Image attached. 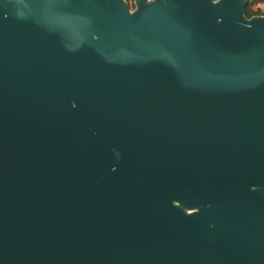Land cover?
I'll use <instances>...</instances> for the list:
<instances>
[{
	"label": "water",
	"instance_id": "1",
	"mask_svg": "<svg viewBox=\"0 0 264 264\" xmlns=\"http://www.w3.org/2000/svg\"><path fill=\"white\" fill-rule=\"evenodd\" d=\"M248 5L0 0V264H264Z\"/></svg>",
	"mask_w": 264,
	"mask_h": 264
},
{
	"label": "trees",
	"instance_id": "2",
	"mask_svg": "<svg viewBox=\"0 0 264 264\" xmlns=\"http://www.w3.org/2000/svg\"><path fill=\"white\" fill-rule=\"evenodd\" d=\"M263 2H264V0H249V5H248V7L246 8V11H245L246 16L248 18H252L254 16H259L260 14L255 12L252 7L254 5H258V4H261ZM262 15H264V14H262Z\"/></svg>",
	"mask_w": 264,
	"mask_h": 264
},
{
	"label": "rangeland",
	"instance_id": "3",
	"mask_svg": "<svg viewBox=\"0 0 264 264\" xmlns=\"http://www.w3.org/2000/svg\"><path fill=\"white\" fill-rule=\"evenodd\" d=\"M130 2V5L133 7V0H128ZM253 10L260 15L264 14V2L258 5H254Z\"/></svg>",
	"mask_w": 264,
	"mask_h": 264
},
{
	"label": "flooded vegetation",
	"instance_id": "4",
	"mask_svg": "<svg viewBox=\"0 0 264 264\" xmlns=\"http://www.w3.org/2000/svg\"><path fill=\"white\" fill-rule=\"evenodd\" d=\"M128 1V0H127ZM129 5H130V2L128 1ZM130 8L132 10V12L136 9V6H135V0H133V7L130 5ZM261 16V15H259Z\"/></svg>",
	"mask_w": 264,
	"mask_h": 264
},
{
	"label": "built area",
	"instance_id": "5",
	"mask_svg": "<svg viewBox=\"0 0 264 264\" xmlns=\"http://www.w3.org/2000/svg\"><path fill=\"white\" fill-rule=\"evenodd\" d=\"M261 16H264V15H261Z\"/></svg>",
	"mask_w": 264,
	"mask_h": 264
}]
</instances>
